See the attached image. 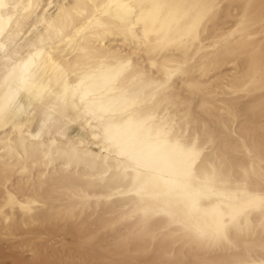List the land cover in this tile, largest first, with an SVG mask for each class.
Returning <instances> with one entry per match:
<instances>
[{"label":"bare ground","instance_id":"6f19581e","mask_svg":"<svg viewBox=\"0 0 264 264\" xmlns=\"http://www.w3.org/2000/svg\"><path fill=\"white\" fill-rule=\"evenodd\" d=\"M29 2L39 7L26 11ZM66 2L0 0L3 5L24 6L0 7L4 27L10 30L8 35L0 36V44L8 52L6 57L0 51V65L11 67L12 60L19 63L22 55L26 58L30 44L37 38L33 36L30 40L29 33L46 29L50 22L74 33L80 17L74 11H62L58 5ZM77 2L85 0H71V3ZM91 2L108 3L109 0ZM173 2L216 5L211 20L199 29L195 44L173 47L169 55L158 60L159 67L153 68V61H148L147 53L126 48L123 43L117 44L115 38H110L113 51L124 48L132 54L135 61L133 71L116 76L118 67L109 63L85 82L84 89L91 93V100L112 105L119 115L126 97L130 98L141 90H144L142 99L152 95L147 82L142 84L133 80L136 68H146L150 79L155 81L164 79L165 62L172 67L182 64L184 71L171 78L170 91L185 98L186 111L193 117L191 134L194 136L199 130L203 135L202 124L207 119L209 132L215 138L210 155L214 156L216 151L230 153L237 161L235 170L229 167L203 190L197 185L193 189L196 193L194 207L189 206L188 193L183 189L177 187L168 191L163 184L154 185L141 198L132 190L135 173L130 179L117 172L115 159L109 158V153L102 150L103 141L93 139V130L87 128L86 123L69 126V139L75 141L70 146L68 140L57 137L54 130L41 132L37 117L31 114L21 117L14 129L6 132L0 128V169L5 167V159L8 162L7 177L0 172V200L4 198L2 190L6 184L20 203L31 202V209L27 212L19 205L5 209L0 204V252L4 247L15 251L18 258L14 264H46L50 260L68 258L85 264H159L161 260L174 261L175 264H230L232 261L264 258V249L261 248L264 216L258 211L241 218L243 230L230 228L227 240H207L201 244L183 238L173 239L171 234L155 235L170 221L168 213L210 229L221 214L226 216L245 198V193L259 194L262 191L255 178L245 186L242 166L247 156L237 152L234 146L238 137L241 140L246 138L254 149L259 150L264 133V111L261 109L264 96L258 87L247 93L238 90L242 87L243 54H228V46L222 43L216 47L220 37L235 27L240 5L245 0ZM250 2L256 5L258 13L260 0ZM49 3L56 7L50 9ZM191 23L182 15L166 17L157 24L161 31L159 38L179 40ZM143 32L141 26L140 35ZM157 38L152 35V42L155 43ZM6 74L0 68V82ZM106 74L113 78L105 79ZM73 83L79 84V80L73 78ZM52 87H57L55 80ZM59 87L62 89L63 85ZM6 91L7 88H3L0 94ZM24 95L27 99V94ZM52 99L55 101V97ZM205 103L209 105L211 117L200 113L201 105ZM197 120L201 122L199 126ZM185 130H188L187 125ZM119 132L129 139L138 135L134 127H124ZM169 164L179 172L178 158L163 161L162 172L169 171ZM144 209L151 213V226L141 235Z\"/></svg>","mask_w":264,"mask_h":264},{"label":"snow or ice","instance_id":"6c2138e0","mask_svg":"<svg viewBox=\"0 0 264 264\" xmlns=\"http://www.w3.org/2000/svg\"><path fill=\"white\" fill-rule=\"evenodd\" d=\"M58 6L62 11L76 12L80 17L79 27L73 25L76 30L71 33L70 30L57 27L55 22H50L46 29L29 33L30 40L33 36L37 38L30 44L26 58L22 55L19 63L12 60L11 67L8 64L0 65L7 73L0 82V90L7 88L6 92L0 94V128L6 132L10 128L14 129L21 117L31 114L39 119L41 132L48 130L51 133L54 130L57 137H65L71 146L75 141L69 139V126L78 122L82 125L86 123L87 128L93 130V139L103 141L102 150L109 153V158L115 159L117 172L130 179L131 174L135 173L132 190L137 196L143 198L154 185L163 184L168 191L177 187L183 189L188 193L189 206L194 207L196 193L193 189L197 185L201 186V190L207 188L229 167L234 171L237 161L230 153L223 151L210 155L215 138L209 132L207 119L202 124L203 135L199 130L194 136L191 134L193 117L186 111L187 105L183 103L185 98L177 97L170 91L171 78L181 75L184 66L176 64L172 67L165 62L164 79L155 81L150 79L146 68H136L133 80L142 84L147 82L152 95L142 99L144 90H141L130 98L126 97L119 115L112 105L91 100V93L84 89V85L98 69L109 63L118 67L116 76L133 71L135 61L132 54L124 48L113 51L110 38H115V43H123L126 48L130 47L141 54L147 53L148 61H153L152 67L157 68L158 60L169 55L173 47L195 44L199 39V29L211 20L216 5L173 0H109L108 3H93L91 0L71 3V0H67ZM0 7L24 6L0 3ZM36 7L39 5L29 2L25 10ZM48 7L52 9L56 6L49 3ZM255 8V4L245 0L240 5L235 27L220 37L216 47L219 48L222 43L228 46V54H243L242 87L238 90L247 93L258 87L264 96V0H260L258 13ZM174 15H182L192 23L179 40L160 39L161 31L157 29V24ZM141 26L144 29L143 35H140ZM9 31L5 29L3 17L0 16V36L8 35ZM152 35L158 37L155 43L151 40ZM0 51L7 57L8 52L3 44H0ZM73 78L78 79L79 84H74ZM110 78L113 77L105 75V79ZM53 80L56 81V88L52 87ZM59 85H63L62 89ZM52 97H55V101ZM261 109L264 111V104ZM200 113L211 117L207 103L201 105ZM200 123L197 120L198 126ZM124 127H134L138 135L133 139L126 138L119 132ZM234 147L237 152L246 153L247 156L242 166L245 186L255 178L261 185V193H245V198L232 207L226 216L221 214L210 229L168 213L171 219L155 234L157 237L171 234L173 239L183 238L201 244L207 240L222 241L227 240L230 228L243 230L241 218L250 212L258 211L264 216V133L258 151L246 138L241 140L238 137ZM24 148L27 151L26 142ZM176 158L180 162L179 172L172 169L170 164L169 171L162 172L161 163ZM7 163L5 159V167L0 169L4 178L8 175ZM2 194L4 198L0 204L5 209L17 205L25 212L31 209V202L20 203L6 184ZM150 216L151 213L144 209V231L141 235L150 230ZM261 227L264 228V220L261 221ZM261 248L264 249V239ZM46 264L85 262L68 258L50 260ZM159 264L175 262L161 260ZM230 264H264V258L259 261H232Z\"/></svg>","mask_w":264,"mask_h":264},{"label":"rangeland","instance_id":"374dc122","mask_svg":"<svg viewBox=\"0 0 264 264\" xmlns=\"http://www.w3.org/2000/svg\"><path fill=\"white\" fill-rule=\"evenodd\" d=\"M18 254L9 247H4L0 252V264H14Z\"/></svg>","mask_w":264,"mask_h":264}]
</instances>
